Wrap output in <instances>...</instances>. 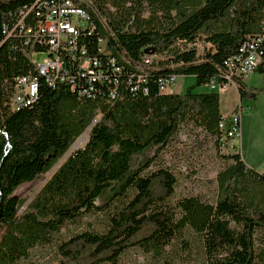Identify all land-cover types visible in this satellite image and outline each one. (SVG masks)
<instances>
[{"label": "trees", "instance_id": "obj_1", "mask_svg": "<svg viewBox=\"0 0 264 264\" xmlns=\"http://www.w3.org/2000/svg\"><path fill=\"white\" fill-rule=\"evenodd\" d=\"M50 1L0 0V264H38L32 250L52 244L53 264H119L133 249L161 260L177 242L198 249L205 264H254L264 255L256 245L257 232L264 234V172L250 168L237 145L222 150L220 93L196 88L220 80L250 37L264 35V0H85L89 26L78 48L101 62L95 91L80 94L86 79L72 64L71 80L51 87L41 76L37 99L14 108L16 78L35 65L24 38L6 31L22 11L25 25L35 24ZM173 75L195 83L182 93L161 91L160 80ZM237 87L242 98H257L247 81ZM182 126L201 128L224 152L215 203L176 198L175 172L152 168ZM89 128L86 145L21 210L27 200L16 190L56 167ZM92 212L107 214L103 231L58 241L68 223Z\"/></svg>", "mask_w": 264, "mask_h": 264}, {"label": "rangeland", "instance_id": "obj_2", "mask_svg": "<svg viewBox=\"0 0 264 264\" xmlns=\"http://www.w3.org/2000/svg\"><path fill=\"white\" fill-rule=\"evenodd\" d=\"M44 57L45 54H38L36 58L38 61H42ZM157 63L158 61L155 59L154 64L158 65ZM194 83L195 77L192 75L179 76L173 91L175 93L181 89L179 91L185 92L188 86ZM247 83L250 87L257 88L258 95L256 99L250 96L244 97L239 103L241 133L234 142L241 151L246 164L257 172H264V73L252 74ZM196 91L209 92L211 89L208 85H203L196 88ZM219 93L221 97L225 94V92ZM230 96L233 102L235 100L234 93L231 92ZM87 132L89 135L90 128L85 133ZM79 139L72 144L56 167L16 190V194L27 200L21 210L37 195L64 159L86 145L89 136L82 146L75 147ZM203 142L208 143L202 144ZM223 153L220 152L216 139L201 128L182 126L152 168L168 166L175 172L178 178L176 198L198 196L204 201L215 203L218 196V173L226 165ZM107 220V214L104 212L89 213L79 221L68 223L59 234L58 241L67 239L84 229L93 228L95 231L101 232L105 229ZM187 234L192 235L190 232ZM256 245L258 252H262L264 234L261 231L256 234ZM54 254V244L37 246L32 250L31 258L38 264H53ZM119 264H205V262L198 249L193 248L191 252H187L184 251L181 243L177 242L161 260H156L151 254L140 249H133L122 255ZM254 264H264V255H259Z\"/></svg>", "mask_w": 264, "mask_h": 264}, {"label": "built area", "instance_id": "obj_3", "mask_svg": "<svg viewBox=\"0 0 264 264\" xmlns=\"http://www.w3.org/2000/svg\"><path fill=\"white\" fill-rule=\"evenodd\" d=\"M85 0H52L45 2L46 10L42 12L35 24L25 25L27 12L22 11V18L18 25L9 32L24 38L26 46H30L28 55L35 65V72L18 76L15 82V92L11 100L14 108L32 104L39 95L40 77H44L51 87L58 82L71 80L72 64L78 65L76 73L86 79V86L80 94L91 96L95 91V82L102 78L101 62L89 56L83 45L79 52L78 39L83 29L89 26L90 15L82 6ZM40 13H38L39 15ZM21 26V29L19 27ZM94 31L91 25L90 33ZM264 35L251 36L242 46L240 53L227 61V69L220 80L214 79L209 83L212 91L225 92L230 85L237 86V80L248 81L250 76L263 66L264 69ZM100 51L106 50V41L99 38ZM44 47V51L36 48ZM107 51V50H106ZM38 54H45L42 61L37 60ZM71 62L65 65V60ZM102 67V66H101ZM179 76L173 75L160 80V89L163 92H173ZM77 80V79H76ZM75 84V83H74ZM76 85V84H75ZM223 132L222 150L227 152L236 147L235 139L241 133V116L239 110L234 111L220 121Z\"/></svg>", "mask_w": 264, "mask_h": 264}, {"label": "crops", "instance_id": "obj_4", "mask_svg": "<svg viewBox=\"0 0 264 264\" xmlns=\"http://www.w3.org/2000/svg\"><path fill=\"white\" fill-rule=\"evenodd\" d=\"M179 90H181V89H179ZM179 90H177L175 93H182V91H179ZM231 92L234 93V95H235V100L233 102H232V97L230 96ZM241 100H243V98L240 96L238 87L236 85H230L227 88V90L225 91L224 96L221 97V95H220L221 113L224 116H228L231 113H233L236 109L239 110V103L241 102ZM240 153H241V151H240Z\"/></svg>", "mask_w": 264, "mask_h": 264}, {"label": "bare ground", "instance_id": "obj_5", "mask_svg": "<svg viewBox=\"0 0 264 264\" xmlns=\"http://www.w3.org/2000/svg\"><path fill=\"white\" fill-rule=\"evenodd\" d=\"M89 132V131H88ZM88 132L87 133H85L79 140H78V142L75 144V147H80V146H82L85 142H86V140L88 139Z\"/></svg>", "mask_w": 264, "mask_h": 264}]
</instances>
